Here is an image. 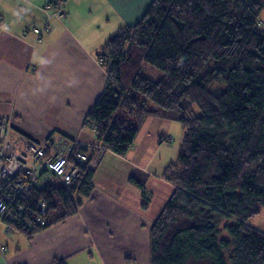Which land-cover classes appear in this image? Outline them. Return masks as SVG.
<instances>
[{"label": "trees", "instance_id": "trees-1", "mask_svg": "<svg viewBox=\"0 0 264 264\" xmlns=\"http://www.w3.org/2000/svg\"><path fill=\"white\" fill-rule=\"evenodd\" d=\"M263 6L151 0L101 48L106 87L86 115L97 140L125 154L150 115L183 130L166 175L174 189L150 225L149 264H264V232L247 223L264 209ZM92 173L82 167L70 192L51 182L32 191L47 203L41 228L76 214L73 196L92 194Z\"/></svg>", "mask_w": 264, "mask_h": 264}, {"label": "crops", "instance_id": "crops-1", "mask_svg": "<svg viewBox=\"0 0 264 264\" xmlns=\"http://www.w3.org/2000/svg\"><path fill=\"white\" fill-rule=\"evenodd\" d=\"M54 2L0 0V115H12L18 148L47 139L63 151L76 140L91 152L100 142L86 115L107 81L101 48L151 0H65L62 18L49 16ZM43 26L37 37L32 29ZM168 122L150 115L125 154L103 151L92 194L73 196L81 200L76 214L32 234L1 223L0 264H149L150 225L173 189L164 178L171 162L160 174L155 163Z\"/></svg>", "mask_w": 264, "mask_h": 264}, {"label": "built area", "instance_id": "built-area-1", "mask_svg": "<svg viewBox=\"0 0 264 264\" xmlns=\"http://www.w3.org/2000/svg\"><path fill=\"white\" fill-rule=\"evenodd\" d=\"M64 4L65 0L56 1L49 16L62 18ZM47 8L49 4L45 5ZM46 28L34 27L32 32L39 37ZM98 60L102 62V57ZM11 124V114L0 115V223L32 233L48 222L46 200L31 196L34 187L43 186L40 185L41 175L49 173L70 192L81 178V167L87 161L93 163L94 158L75 141L64 144L63 151L53 150L47 139L37 143L25 141L23 147L18 148L10 137ZM35 189L33 191H37ZM28 200L34 208L31 204L27 206Z\"/></svg>", "mask_w": 264, "mask_h": 264}, {"label": "rangeland", "instance_id": "rangeland-1", "mask_svg": "<svg viewBox=\"0 0 264 264\" xmlns=\"http://www.w3.org/2000/svg\"><path fill=\"white\" fill-rule=\"evenodd\" d=\"M132 24H133V22H130L129 25H132ZM259 26L264 28V6L260 10V14H259ZM111 27H113V29H114V26H111ZM149 102H150V104H152L151 101H149ZM143 124H144V121L141 124V126L139 127V130L143 126ZM168 124L171 125V127H169L170 130H169L167 136H165V138L164 137L160 138L162 140L164 139L165 142H163L162 148L160 146L157 148L156 153H155L156 154V156H155V163L157 164L156 166L159 167V174L165 169L166 165L169 162H173V161L176 160L177 154H178V151H179V145L181 144V140H182V136H183V130H182V128H181V126H180V124L178 122H176V121H170V122H168ZM71 142H73V141H71V140L70 141H66V143H71ZM75 142H77V141L75 140ZM77 144H78V142H77ZM77 146H80V144H78ZM90 147H91V152H90L91 154H89V155H90V158L91 159L94 158V162L91 163V160L90 161H87L86 164L84 166H82V167L87 166L89 168H92V170H93L94 166L97 165V163L99 162V159L102 157L103 151H105L107 149L101 143H96V145L93 144ZM86 149H88V148H86ZM82 167H81V173H82ZM171 172H172V169L168 165L166 167L165 171H164V178L166 179V175L168 173H171ZM45 177H47L48 179H51V181H52L51 183H53L55 185L57 184L56 181H55L56 179L53 178L49 173H46L45 174ZM81 177H82V174H81ZM46 183H47L46 180H41L40 185H44ZM36 187H38V186H36ZM173 189H174V186H173ZM173 189H172V191H173ZM247 223L251 227L256 228V229L261 230V231L264 232V209H262L261 212L259 214H257L256 216L250 218L247 221ZM3 224H6V223L4 222ZM7 226L8 227H12L16 231H21V232H24L26 234H32V233L36 232V231H34V232L31 233V232L26 231V230H23V229H17V228H15L13 226H9V225H7ZM40 229H42V228H40ZM1 234L2 233L0 231V235ZM9 249L10 250L12 249L11 246H9ZM3 259H4V256L0 255V262L4 261Z\"/></svg>", "mask_w": 264, "mask_h": 264}, {"label": "flooded vegetation", "instance_id": "flooded-vegetation-1", "mask_svg": "<svg viewBox=\"0 0 264 264\" xmlns=\"http://www.w3.org/2000/svg\"><path fill=\"white\" fill-rule=\"evenodd\" d=\"M34 189H35V187L31 191H33Z\"/></svg>", "mask_w": 264, "mask_h": 264}]
</instances>
